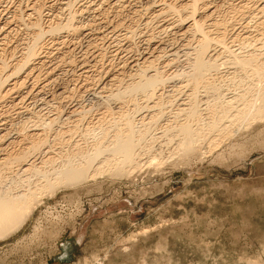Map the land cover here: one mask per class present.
<instances>
[{"label":"rangeland","instance_id":"obj_1","mask_svg":"<svg viewBox=\"0 0 264 264\" xmlns=\"http://www.w3.org/2000/svg\"><path fill=\"white\" fill-rule=\"evenodd\" d=\"M36 1L44 6L45 28L66 23L69 14H75L73 24L84 27L85 33L72 36L62 31L44 39L45 58L34 61L43 63H37L33 76L40 73L41 82L27 81L29 91L35 85V94L20 92L17 97L27 98L17 105L11 99L0 101V119L9 125L10 120L28 118L34 109H43L40 114L47 120L62 112L52 138L62 131L59 139L64 136L66 143L62 139L55 148L67 150L70 141L82 142L81 132L107 116L105 107L115 113L127 106L125 110L132 109V102L106 103L110 93L101 91L100 82L113 70L127 85L134 72L129 67L121 70L136 57L129 46L140 47L144 36L167 27L168 18L156 16L158 0H125L119 7L111 5L115 0H0V41L9 39L0 56L9 65L21 59L32 39V22L19 19V13ZM214 1L222 5V0ZM45 5L53 8L46 10ZM226 11L223 6L219 21L226 18ZM178 33L167 30L156 41L167 45V53L183 48L189 38ZM126 35H134L133 41L125 40ZM177 61L165 70L183 69L181 57ZM63 89L68 90L67 97H53ZM140 99V105L147 103ZM78 107L92 112L80 121L70 114ZM68 114L72 123L66 124ZM74 124L80 129L65 136L68 125ZM219 146L212 157L161 165L144 164L145 158L143 169L127 179L101 176L89 186L59 190L45 198L21 231L0 240V264H264V120ZM62 244L70 246L68 262L57 260L63 255Z\"/></svg>","mask_w":264,"mask_h":264},{"label":"bare ground","instance_id":"obj_2","mask_svg":"<svg viewBox=\"0 0 264 264\" xmlns=\"http://www.w3.org/2000/svg\"><path fill=\"white\" fill-rule=\"evenodd\" d=\"M123 1L115 0L111 5L119 7ZM157 3L160 10L156 16L168 18V25L158 34L144 36L140 47L129 46L136 57L121 70L129 67L134 72L127 85H123V77L112 73L113 70L107 72L106 81L100 82L101 91L110 93L106 103L132 102L134 108H120L117 114L112 107H105L107 116L98 119L85 133L81 132L83 143L70 141L65 144L67 150L60 151L55 147L56 143L62 145L64 136L59 137L64 134L60 131L57 138L55 134L52 138V134L56 121L62 120L64 113L47 120L40 114L43 109H34L28 111V118L20 122L10 120L9 125L0 119V240L21 231L45 198L59 190L89 186L101 176H132L143 169L145 160L144 164L161 165L210 157L220 144L264 120V0H222L221 6L214 0H158ZM223 6L227 16L219 21ZM28 8L14 13V18L20 12L19 19L24 21L26 17L32 22V39L23 48L21 59L9 65L0 56V101L11 99L16 105L27 98L17 94L26 90L30 96L34 91L35 85L28 90V79H34L35 84L40 77L39 73L33 78L38 64L43 63L34 61L45 58L41 57L46 49L42 45L44 39L48 35L57 37L62 31L72 36L85 33L84 27L73 24L75 14H69L66 23H52L45 28L44 6L36 1ZM167 30H177L189 38L188 43L167 53V45L156 41ZM132 37L126 35L125 40L132 42ZM7 39L5 36L0 41L2 53ZM180 57L185 63L183 69L168 73L165 69L180 63L177 61ZM67 91L63 89L53 97H67ZM139 97L147 103L140 105ZM78 108L70 114L80 121L92 112ZM70 114L64 119L66 124L72 123L68 122ZM79 125H68L65 136L76 133L78 129H73Z\"/></svg>","mask_w":264,"mask_h":264},{"label":"water","instance_id":"obj_3","mask_svg":"<svg viewBox=\"0 0 264 264\" xmlns=\"http://www.w3.org/2000/svg\"><path fill=\"white\" fill-rule=\"evenodd\" d=\"M74 244V243H73ZM76 245H78L77 243H75ZM72 246V245H71ZM61 248L63 249V255L59 256L57 258V260L59 261H62V262H68L70 256H69V253H70V246H68V248L66 247V245L62 244L61 245Z\"/></svg>","mask_w":264,"mask_h":264}]
</instances>
